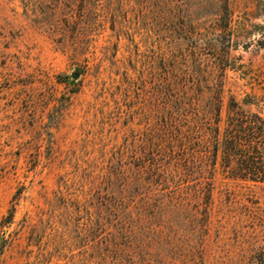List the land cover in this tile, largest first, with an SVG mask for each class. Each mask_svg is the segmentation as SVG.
Returning a JSON list of instances; mask_svg holds the SVG:
<instances>
[{
  "label": "rangeland",
  "instance_id": "1",
  "mask_svg": "<svg viewBox=\"0 0 264 264\" xmlns=\"http://www.w3.org/2000/svg\"><path fill=\"white\" fill-rule=\"evenodd\" d=\"M214 90L264 118V0H0V264H264V182L138 171Z\"/></svg>",
  "mask_w": 264,
  "mask_h": 264
},
{
  "label": "trees",
  "instance_id": "2",
  "mask_svg": "<svg viewBox=\"0 0 264 264\" xmlns=\"http://www.w3.org/2000/svg\"><path fill=\"white\" fill-rule=\"evenodd\" d=\"M220 93V90H214V95L208 100L205 115L195 124L191 123L190 126L186 121L184 131L180 129L184 123L174 124L176 135L170 139L173 144L169 145L171 143L168 142L158 146L149 164L141 163L138 171L139 167L141 169L144 166L149 170L153 168L157 173L163 169L164 157L174 156L178 152L174 162L189 170L195 166L202 179L211 177L220 159L221 164L230 171L264 182V118L259 113L243 110L232 100V108H229L221 127ZM175 146H178V151H174ZM210 185V182H206L207 197L210 196ZM198 187V191L204 188L202 182H199Z\"/></svg>",
  "mask_w": 264,
  "mask_h": 264
},
{
  "label": "water",
  "instance_id": "3",
  "mask_svg": "<svg viewBox=\"0 0 264 264\" xmlns=\"http://www.w3.org/2000/svg\"><path fill=\"white\" fill-rule=\"evenodd\" d=\"M78 76V73L77 72H74L73 74H72V77L73 78H76Z\"/></svg>",
  "mask_w": 264,
  "mask_h": 264
}]
</instances>
